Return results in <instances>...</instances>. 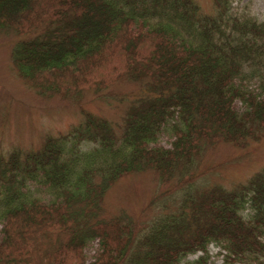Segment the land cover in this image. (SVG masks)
Segmentation results:
<instances>
[{
	"label": "trees",
	"instance_id": "trees-1",
	"mask_svg": "<svg viewBox=\"0 0 264 264\" xmlns=\"http://www.w3.org/2000/svg\"><path fill=\"white\" fill-rule=\"evenodd\" d=\"M0 0L17 76L41 98L76 104L127 79L149 93L120 133L92 113L39 149L0 154V264H264V169L227 188L193 190L207 145L264 141V21L232 0ZM236 103L239 106L236 107ZM169 131L170 148L158 144ZM154 171L144 223L108 215L110 188ZM97 242L92 261L85 250Z\"/></svg>",
	"mask_w": 264,
	"mask_h": 264
},
{
	"label": "rangeland",
	"instance_id": "rangeland-1",
	"mask_svg": "<svg viewBox=\"0 0 264 264\" xmlns=\"http://www.w3.org/2000/svg\"><path fill=\"white\" fill-rule=\"evenodd\" d=\"M204 13H212V0H195ZM237 10H247L259 21H264V0H232ZM26 38L13 32L0 33V154L6 155L15 148L21 151L39 149L46 137L58 136L70 131L83 120L84 113H92L107 119L117 133L121 132L128 111L149 93L143 82L127 79L101 93L83 92L78 102L71 104L58 97L41 98L29 88L14 71L10 52L14 43ZM236 107L239 103L235 104ZM167 130L159 137L158 144L170 148L173 140ZM199 172L208 167L215 170L199 178L193 190L201 191L214 185L227 188L242 183L264 169V141H250L245 147L236 148L227 143L207 145L198 157ZM173 185L162 187L154 171L136 173L120 178L105 196L108 215L124 209L133 218L148 223L163 213L173 211L178 205L176 196L161 204L147 207L154 195ZM97 242H91L85 254L92 261ZM217 249L210 248L208 264H225Z\"/></svg>",
	"mask_w": 264,
	"mask_h": 264
}]
</instances>
